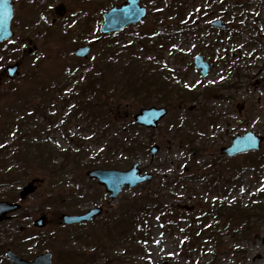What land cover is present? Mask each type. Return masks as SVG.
I'll return each mask as SVG.
<instances>
[{
  "label": "rangeland",
  "instance_id": "1",
  "mask_svg": "<svg viewBox=\"0 0 264 264\" xmlns=\"http://www.w3.org/2000/svg\"><path fill=\"white\" fill-rule=\"evenodd\" d=\"M15 1L11 45L18 54L0 60V70L20 60L14 79H0V201L20 202L22 188L35 178L39 183L12 219L0 223V264H12L9 249L26 260L51 252L53 264H264V142L258 152L233 158L222 151L249 130L264 137V0H251L247 9L235 0V19L228 20L230 28L240 27L236 38L204 28L216 16L212 0H180L183 22L166 19L177 0H144L148 17L107 37L100 32L103 13L123 0H46V7ZM60 4L63 18L54 12ZM200 11L207 17L196 25ZM185 22L190 28L183 32ZM82 45L93 48L85 60L74 56ZM200 54L215 63L206 79L194 66ZM235 61L243 68L238 77L231 72ZM167 72L181 84L166 81ZM162 78L166 84L154 87ZM140 79L152 85L149 91L128 97L126 85L137 87ZM204 80L215 92L203 88ZM43 100L52 101L54 124L38 131L53 140L49 164L57 170L49 176L29 163L28 175L15 180L24 173L29 142V122L17 127L15 114L37 109L34 121L41 122ZM147 106H164L169 114L156 130L128 129L129 118ZM133 136L138 145L123 147ZM153 146L159 147L155 157ZM137 162L152 180L116 199L88 177L94 169L126 171ZM93 208L103 210L93 222L62 224L64 215ZM42 216L45 225L38 228ZM214 234L219 240L208 238Z\"/></svg>",
  "mask_w": 264,
  "mask_h": 264
},
{
  "label": "water",
  "instance_id": "2",
  "mask_svg": "<svg viewBox=\"0 0 264 264\" xmlns=\"http://www.w3.org/2000/svg\"><path fill=\"white\" fill-rule=\"evenodd\" d=\"M140 0H129V5H124L121 9L113 8L108 14L105 15L106 22L102 28L104 33H111L113 31H120L130 25L140 21L145 16V10L139 6ZM59 15H63V12H58ZM12 19V12L9 6L8 0H3L0 5V41L9 38L10 22ZM91 52L89 47L78 48L75 52L78 57H87ZM196 65L198 68H202V74L207 75L212 65H207L203 62L201 57L196 58ZM17 71V66L10 69L11 77L14 76ZM167 114L165 109H143L139 114L135 116V122L138 125L145 126L147 128H156L158 122L164 118ZM262 139H258L253 133H248L244 137H238L234 140V145L228 149H224V153L229 156H233L249 150H258L259 144ZM159 151L158 147H154L150 150L152 156H155ZM138 164L133 169L127 172L119 171H105L94 170L89 172V176L99 180L101 184L106 186L108 192L111 193L110 198L115 199L125 187H135L139 183L146 180H151V176H140ZM35 181L29 183L24 187L20 193L22 199H26L29 195L36 191ZM19 209L18 204H10L8 202H0V222L8 221L10 217L7 215L15 212ZM101 213V209L90 210L88 213L81 216H64L63 222L66 225L81 223L83 221H93L94 218ZM39 226L44 225V218L38 221ZM8 257L13 264H52V254H43L35 258L33 262H28L21 259L11 251L8 252Z\"/></svg>",
  "mask_w": 264,
  "mask_h": 264
},
{
  "label": "trees",
  "instance_id": "3",
  "mask_svg": "<svg viewBox=\"0 0 264 264\" xmlns=\"http://www.w3.org/2000/svg\"><path fill=\"white\" fill-rule=\"evenodd\" d=\"M131 82H133V81L131 80ZM148 83L149 82H145V83H142L139 85L135 83L138 87H133V86L130 87L129 85H126V88L128 91V97L134 98V97H136L137 94H140L141 92H144L146 94L149 91L150 87L152 86L151 84H148ZM162 83H163V81L160 79V80L153 82V86L160 88V87H162ZM27 118H30V117L28 116ZM32 118H34V116H32ZM131 128L133 130L135 129L136 132H138L137 130H140V129L136 128L134 125L130 124L128 129H131ZM136 141H137V139L135 138V136H133L132 138H130V140L127 139L126 141H123L122 144H123V147L128 146L129 148H131L134 144L136 145V143H137ZM130 142H131V144H130ZM25 145H26V147H25V158H24V163H25L24 173H22L21 175H18V176L16 175L15 180L17 179L16 177L28 175V170L30 169L29 163L31 165H33L32 167L34 169L41 170L44 173H46V175L48 172H49L48 173L49 176L53 175L54 172L57 170V167L55 165L50 166V164H49V163H51L50 161L55 159L54 157L53 158L50 157V155H53V151L52 150H46V149H43V151H41V152L35 151L36 148H39L40 145H42V142H41V144H38L37 142L32 141V139L31 140L29 139V142H27ZM137 145H138V143H137ZM129 148H127V149H129ZM31 149H33V151ZM129 150H132V149H129ZM129 153H131V152H129ZM40 154H42V155H40ZM38 163H40V164L38 165ZM61 167H62V165L58 168H61ZM8 175L10 176L13 174H8ZM11 179H13V177H11ZM261 210H264V206L262 207ZM245 212H246V214L249 213L247 210ZM248 218L249 217H247L246 219H248ZM250 225L251 224L249 221L247 224V227ZM215 238L219 240L218 237H215Z\"/></svg>",
  "mask_w": 264,
  "mask_h": 264
},
{
  "label": "flooded vegetation",
  "instance_id": "4",
  "mask_svg": "<svg viewBox=\"0 0 264 264\" xmlns=\"http://www.w3.org/2000/svg\"><path fill=\"white\" fill-rule=\"evenodd\" d=\"M11 1H12L11 3L13 4L12 6L14 7V10H15L16 6H17V2L15 0H11ZM33 1H34V3L36 2L37 5L42 4L45 7H46L47 2H48L46 0H33ZM214 11L216 12V14H215L216 16L222 14V15H227L228 18L231 17L233 19V17H234V0H215L213 12ZM227 24H229V21H227ZM7 45H8L7 41L0 43V60L5 59L7 57ZM18 64L20 65V60H19ZM4 78H8L6 68H3L0 70V79L4 80Z\"/></svg>",
  "mask_w": 264,
  "mask_h": 264
},
{
  "label": "bare ground",
  "instance_id": "5",
  "mask_svg": "<svg viewBox=\"0 0 264 264\" xmlns=\"http://www.w3.org/2000/svg\"><path fill=\"white\" fill-rule=\"evenodd\" d=\"M161 244H163V242L161 241Z\"/></svg>",
  "mask_w": 264,
  "mask_h": 264
}]
</instances>
